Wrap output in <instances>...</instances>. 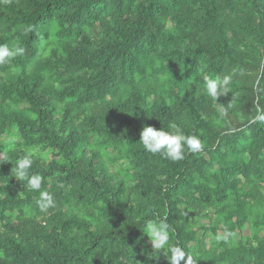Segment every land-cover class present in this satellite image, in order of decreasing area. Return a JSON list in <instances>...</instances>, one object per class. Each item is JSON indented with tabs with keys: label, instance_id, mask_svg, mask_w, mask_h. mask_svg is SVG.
I'll return each mask as SVG.
<instances>
[{
	"label": "trees",
	"instance_id": "16d2710c",
	"mask_svg": "<svg viewBox=\"0 0 264 264\" xmlns=\"http://www.w3.org/2000/svg\"><path fill=\"white\" fill-rule=\"evenodd\" d=\"M2 44L25 53L0 65V264H168L157 217L190 264H264V0H0ZM171 123L203 150L146 152Z\"/></svg>",
	"mask_w": 264,
	"mask_h": 264
},
{
	"label": "clouds",
	"instance_id": "9594fccd",
	"mask_svg": "<svg viewBox=\"0 0 264 264\" xmlns=\"http://www.w3.org/2000/svg\"><path fill=\"white\" fill-rule=\"evenodd\" d=\"M29 27L26 31H32ZM25 48L19 45L9 47L6 44L0 45V65H8L17 56L23 55ZM231 77L212 78L208 75L203 77L205 92L212 100H218L221 96L231 93ZM256 120L264 121V114L257 115ZM168 129L161 127L157 129L154 126L145 125L140 132L139 142L143 149L151 154H161L172 162H178L185 159V154L201 152L204 148V142L199 135L185 134V132L175 123L168 125ZM33 160L30 155H24L16 161L15 177L26 182V187L33 192H38L39 197L36 205L40 212L47 213L50 208L56 206L53 196L46 190H42L43 177L40 174L30 172ZM143 232L147 235L151 253L149 259H159L161 253L167 252L168 264H190L186 252L174 245L170 239V225L162 218L148 220ZM223 237H217L222 239Z\"/></svg>",
	"mask_w": 264,
	"mask_h": 264
},
{
	"label": "rangeland",
	"instance_id": "374dc122",
	"mask_svg": "<svg viewBox=\"0 0 264 264\" xmlns=\"http://www.w3.org/2000/svg\"><path fill=\"white\" fill-rule=\"evenodd\" d=\"M3 157V154L0 152V158H2ZM247 233V232H246Z\"/></svg>",
	"mask_w": 264,
	"mask_h": 264
}]
</instances>
